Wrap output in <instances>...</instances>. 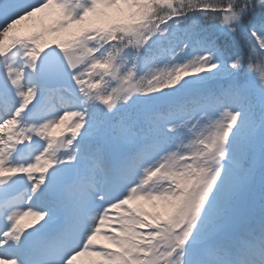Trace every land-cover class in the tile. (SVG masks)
<instances>
[{"label": "snow or ice", "instance_id": "obj_1", "mask_svg": "<svg viewBox=\"0 0 264 264\" xmlns=\"http://www.w3.org/2000/svg\"><path fill=\"white\" fill-rule=\"evenodd\" d=\"M0 264H264V0H0Z\"/></svg>", "mask_w": 264, "mask_h": 264}, {"label": "rangeland", "instance_id": "obj_2", "mask_svg": "<svg viewBox=\"0 0 264 264\" xmlns=\"http://www.w3.org/2000/svg\"><path fill=\"white\" fill-rule=\"evenodd\" d=\"M24 24H27V23H29L28 21H25V22H23ZM160 67H163V65H161Z\"/></svg>", "mask_w": 264, "mask_h": 264}]
</instances>
